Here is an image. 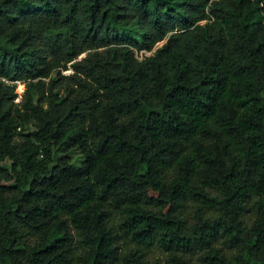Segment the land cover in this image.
Masks as SVG:
<instances>
[{"label": "trees", "instance_id": "trees-1", "mask_svg": "<svg viewBox=\"0 0 264 264\" xmlns=\"http://www.w3.org/2000/svg\"><path fill=\"white\" fill-rule=\"evenodd\" d=\"M0 264H264V0H0Z\"/></svg>", "mask_w": 264, "mask_h": 264}, {"label": "rangeland", "instance_id": "rangeland-1", "mask_svg": "<svg viewBox=\"0 0 264 264\" xmlns=\"http://www.w3.org/2000/svg\"><path fill=\"white\" fill-rule=\"evenodd\" d=\"M166 41L163 40L161 42H159L153 50L151 51H147L145 49L140 50L139 52H136L137 56L139 58H142L144 55H150L151 53H153L158 47L162 46L164 44V42ZM86 53H84L82 56H84ZM71 68H69L68 70H64L63 73L64 74H69L71 72ZM48 82V79L46 80ZM26 88V85L23 82H17L16 83V91L18 92V97L15 99L16 104H19L22 102L23 100V93L24 90ZM33 130L32 125H27L26 126V132H31ZM72 159L76 162L79 163L82 159V155L80 154V152L75 151L74 153H72ZM134 245V244H132ZM147 254L150 260H159L162 263H165L167 258H168V253L163 251L157 244H151L147 249Z\"/></svg>", "mask_w": 264, "mask_h": 264}]
</instances>
